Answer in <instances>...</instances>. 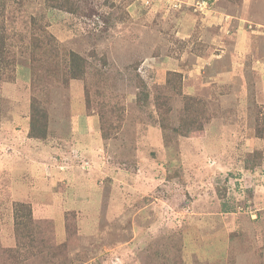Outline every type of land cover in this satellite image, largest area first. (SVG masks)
<instances>
[{"label": "rangeland", "instance_id": "obj_1", "mask_svg": "<svg viewBox=\"0 0 264 264\" xmlns=\"http://www.w3.org/2000/svg\"><path fill=\"white\" fill-rule=\"evenodd\" d=\"M53 2L9 0L0 22V264H264V0ZM33 98L47 144L27 136ZM100 105L124 110L117 135ZM20 202L54 219L35 243L16 240Z\"/></svg>", "mask_w": 264, "mask_h": 264}, {"label": "trees", "instance_id": "obj_2", "mask_svg": "<svg viewBox=\"0 0 264 264\" xmlns=\"http://www.w3.org/2000/svg\"><path fill=\"white\" fill-rule=\"evenodd\" d=\"M54 0L53 4L58 6V8H62L63 10L66 11H71L73 10V6L68 3V2H64L66 0ZM56 2V3H55ZM9 5V0H0V22H4L5 20V12H6V8ZM3 27V26H2ZM6 35L3 32V28L2 31L0 32V67H2L3 69L5 68V70L9 69V62H11L10 59V53L7 54V49H6ZM106 62V61H105ZM88 68H89V61L87 59L86 56H83L81 54L75 53V52H71L70 53V61H69V72H70V76L73 79L79 78L81 80V82L83 80H86V76H87V72H88ZM57 73H56V78L54 79L55 83H60L62 82V80H68V77H61V73L62 71H60L59 69H57ZM37 72V71H36ZM35 72V74L37 75V73ZM4 73V72H3ZM61 74V75H60ZM10 76V75H8ZM55 76V75H53ZM38 77L32 76V72H31V76H30V81L33 80V83L35 82V80ZM5 81V83H10L12 81H14V79L7 77L2 80ZM1 81V82H2ZM53 83V80L51 82H49V84ZM47 87L48 86H44ZM86 89V87H85ZM84 96H85V108H86V112L88 114H90L91 112V96L90 93L88 91H84ZM30 126H29V130H28V134L27 136L29 137V139L32 140H36L39 141L41 143L47 144V138L49 136V130H50V116H49V109L47 108H43V105L36 99L33 98L32 101H30ZM118 106V105H117ZM119 108H116V105H112L110 108L113 109L114 113L110 114L109 110L105 109V112H103V105H100V109L102 110L101 112V120H102V137L103 138H108L111 136H115L119 133V131H121L122 127H123V123L125 122L126 119V115L124 110L118 106ZM111 112V111H110ZM186 121V120H185ZM15 122H17L19 124V119L15 116ZM14 132L19 131V129L17 128V125L12 127ZM192 128L191 125H186V126H181L178 127L176 129L177 132L185 134L187 136H189V130ZM186 130V131H184ZM21 131H24L23 129H21ZM17 134V133H16ZM19 146H22L19 143ZM35 156L41 157L43 156L42 154H37ZM31 159H34V155L31 156ZM255 167V166H254ZM253 167V168H254ZM19 176L23 177V173L22 172H18ZM29 202V201H28ZM28 202L26 203H16L17 206V213H16V220L15 221V237L16 240L19 241V244H24L25 242H30V243H35L38 241V237H37V233H44L46 235L49 234V227L53 228V224H54V219L50 220L51 222H49L48 220H46L45 218H38L36 217V215L32 212L31 213V202L30 204H28ZM34 204V203H33ZM40 206V205H37ZM29 208V209H28ZM47 208V206H46ZM73 214H75V212H73ZM46 221H45V220ZM76 234L71 233V231H69V233H67L65 231V237L62 241L60 242H64L65 238L67 236L72 237ZM51 236H53L52 238L58 242L57 244V252H60V246L62 245L63 250L60 253H64L66 251V248L68 246V244L65 243H60L58 241V238L56 237V234L54 232V234H52ZM65 244V245H64ZM39 246V243H38Z\"/></svg>", "mask_w": 264, "mask_h": 264}, {"label": "clouds", "instance_id": "obj_3", "mask_svg": "<svg viewBox=\"0 0 264 264\" xmlns=\"http://www.w3.org/2000/svg\"><path fill=\"white\" fill-rule=\"evenodd\" d=\"M102 135V134H101Z\"/></svg>", "mask_w": 264, "mask_h": 264}]
</instances>
